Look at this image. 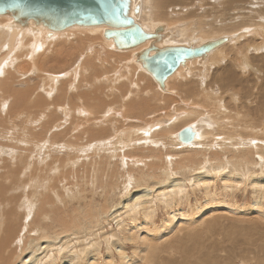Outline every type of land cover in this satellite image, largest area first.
<instances>
[{
  "label": "rangeland",
  "instance_id": "374dc122",
  "mask_svg": "<svg viewBox=\"0 0 264 264\" xmlns=\"http://www.w3.org/2000/svg\"><path fill=\"white\" fill-rule=\"evenodd\" d=\"M139 1L141 3V10L138 23L141 26H144L148 31H152L151 29L155 26L165 24L164 26L166 27V30L174 32L170 37V40L176 43H192L193 46H197L201 42L209 39L227 37L228 41L229 39H234V45L227 46V52L224 51V55L222 54L221 56L222 58L224 57L223 62H221L219 66H214L212 69L204 65L209 59L210 54L201 63H198L196 59H193L195 62H193L191 66L187 65L184 67L183 75L186 77L182 80L178 79L176 82L175 80L171 81L168 86L165 85L166 91L160 90L153 78L148 74L152 81L151 87L153 88V86H156L157 88H155V90L157 91L158 89L159 92L163 93L162 97L164 98H161V100L156 103L154 100H150L149 106H145V109L142 107L143 109H140L141 112L139 109L131 110L128 112L129 114H127L129 116L123 117L118 111L117 116L115 113L112 116L114 119L111 118L109 120V118H104V122L100 124H97V121L101 118L102 111L105 110H102V108H106L108 105H113V103H118V100L115 101L113 99L116 95L115 92L109 96V93H105V90L100 87H96V89L93 87H89V89L88 87H79V90H76V93L74 92L76 98L72 94L70 95L69 100L75 105V103H77L76 99H83L84 97L83 104L86 105H84V107L87 109H90L91 107L93 108L91 104L93 105V102L95 103L98 101L95 103L97 108L93 111L92 117L84 115L81 117L78 113L73 114L71 112V115H73L71 117L73 119L70 117L68 121L64 123L63 119L67 118H64L63 113L56 109L58 105L63 103V99L61 98L58 100L56 97L53 101V96L52 99L51 97L49 99L47 97L46 89L44 88L45 90H42L43 82L45 80V74L42 73H44V71L52 73L66 71L67 67L74 61L75 54L60 56L56 55L55 49L51 50L50 53L46 54L47 58L40 61V65L43 67L42 73H34L30 70V74L27 73L26 75H20L16 73L15 69H13L14 73L12 69H9L8 74L4 75L3 79L9 83L10 88L8 85L4 86V88L8 87V90L4 91L6 95H3L4 92L0 93L3 95H0V104L5 98H8L10 92L15 95L26 93L24 94L25 98L22 99L23 103L20 105L10 99L9 101H6L5 107L7 109L4 108V112L0 108V155H2L0 156V185L3 186L4 184L5 186L7 184V186H5V191L8 192V190H10V192L7 193L8 196L5 194L0 198L2 204L5 202L3 205L0 203L2 207L0 211L3 212L0 213L6 216V220L9 215L12 222L14 220V215L15 218L17 217V220H14L17 225H14V232L10 237V241H13L19 230H21L20 233L22 232V236L20 233L18 234L20 238L18 237L15 240L16 243L14 241L13 243L9 241L7 245H2L0 252L3 250L2 252H5V254L8 253V259H4L5 263L104 264V260L108 259V261L114 264H119L122 258L130 257L134 254L136 247L139 246L140 242L138 236L139 233L142 232L141 229L144 228L143 223H146L150 229L159 228L160 225L162 226L167 220L172 208L174 210L177 208L184 215L191 214V210H193L195 214L205 210L206 221L210 222L214 219L215 221H218V219L220 220V223L222 224L221 227L217 232L212 234L213 236L219 234L220 237L212 239L211 243L214 244L213 249L221 250V253H217L216 256L227 258L226 264H241V260H239V256L241 255L248 257L247 260H245L246 264H255V258L259 259V254H264V217L258 215V217L251 216V219L249 217L238 218L236 215L230 214L229 212H215L221 205L226 206L228 204V207L232 206L239 209L245 208L243 206H251L255 198L264 193L263 184H258L259 187L254 188L249 183V177L252 175L253 176L250 179L251 181L258 180V182H261L262 179H264V164L259 166L262 162L259 160V158L261 159L260 152L264 151V121L262 122V120H264V55H262L264 54V51L255 54L249 49L251 46H256L260 40H263L264 42V14L262 13L264 12V0H188V2H186L187 0H158V2H155L156 0ZM214 2L215 5L213 4ZM253 2L256 4L254 5ZM160 4H162V8ZM156 5L160 6V8L158 7V9H156ZM174 5H178V7H175ZM164 8H167L168 11H166L168 13L162 10ZM157 10L158 12H156ZM183 10H185V12ZM157 13H160V17ZM171 14H173L172 17L178 16L176 17L177 19L174 17L172 18ZM185 14H188V16ZM191 15H193V17ZM184 16H187V19L185 18L186 20L184 19ZM179 17L182 19H180L181 21H178ZM5 18L8 22L11 21L10 18ZM154 19H157V22ZM165 19L168 20V23ZM1 21L2 20H0V22ZM247 22L250 26L246 24ZM166 23L170 24L169 26L171 27L169 28ZM233 23L235 24V29ZM239 23H244L245 26L242 25V27H238ZM223 26H227L228 28L230 26V29L234 30L233 32L231 31L228 33L219 32L214 34L213 31H211V34L207 33L210 32L211 29L217 31L219 27L221 28ZM175 27L178 28L175 29ZM236 27L238 28V32H235L237 29ZM259 28L262 32H260V30L258 31ZM197 29L199 30L197 31ZM22 30H26L30 35L37 34V32H31L28 29ZM43 30L45 31L46 38L47 30ZM91 30L92 29L87 32H81L87 35L90 39H93V42L90 43L91 46L94 44L93 46L98 49L99 45L97 47V44L95 45V43H98L99 40H103L110 44V41H107L102 37V30L100 32ZM94 37L96 38V41ZM243 37L245 38L243 39ZM228 41L226 43H228ZM144 46L128 51H121H131V53L123 54L124 56L120 55V57L126 58L125 61L127 62L132 61L140 70L144 71L139 64L135 62V53L140 51ZM247 50V56L250 58L252 66L256 71L260 72H255L248 68L250 66L246 65L247 72L249 71V75H247L246 72L244 74L240 72V69L237 67V60L240 59L239 56ZM18 54L21 57L16 54V56L20 58L16 68L26 64L22 59L24 52H19ZM125 55H130L131 60L130 58L127 60ZM220 55L221 54L217 57ZM255 55L257 56L256 58ZM235 62L237 65H235ZM232 64L235 67H233ZM136 66H134L135 69ZM23 67L27 69L26 66ZM208 71L210 73L209 77L206 79L207 81L205 80L204 82L205 88H207L206 91L209 89H215L217 95L222 98L221 102L224 103L225 108L229 113L224 112L223 114L215 116V111L211 110L213 105H218L212 98L215 93L211 94L210 92H202V90H205L200 87H198L199 90L195 92L196 86L200 85L201 79H205L202 74L204 75V73L206 74ZM225 72L228 76H233V83L231 82L232 79L222 81V76L226 75ZM103 75H107V73ZM64 77L65 76H61L56 79V81L60 82V86H65L69 83L68 77L65 78L66 80ZM141 77H144V80L146 79L144 75ZM213 77L215 80L217 79V81H215L216 84L211 82ZM255 82L258 85H255ZM193 88L194 90H192ZM227 88H229V93L237 92L236 94H241L240 97H243L240 102H235L237 105L233 103L234 101L229 102L230 97L228 92L225 93V95L220 91V89L223 91L227 90ZM97 89L98 91H96ZM102 91H104V94H102ZM80 92L83 95L78 96L77 94H80ZM93 92H96V95H93ZM90 93L91 95H89ZM201 93L203 94L202 98L199 96L202 95ZM87 95L90 97L86 99ZM209 95H211V97ZM207 96H209V100H205L207 102L206 104L203 99ZM93 98H97L98 100H94ZM245 99H249L248 102ZM101 100L105 102H102ZM141 101L142 100L140 99L138 102ZM9 102L10 105L8 106L7 104H9ZM24 103H26V106H24ZM209 103L214 104L209 106ZM22 104L24 105L22 106ZM68 104H70L69 101ZM191 104L193 106H191ZM241 104L242 106L240 107ZM140 105L144 106V104ZM199 105H201L202 108L199 107ZM49 106L53 108L50 107L49 109ZM116 108H121V105L117 104ZM191 109L194 110V113L196 114L194 115V120L204 122L202 127L205 129L206 134L201 137V143L199 141L200 145L198 144L194 148V150L199 151L198 153L195 151L197 155H202L199 157L195 155L194 152V159H197V162L195 163L198 164V162H201V167H199L198 170L183 171L179 165L180 163L177 161H180V159L182 160L184 156L181 158L180 156L182 154H179V156L173 154L177 152V150L182 151L183 147L174 146L168 142L169 140L167 138H164L167 131H174L173 133L179 132L191 122L188 121V123L184 121V123H179L177 126L175 125L177 123L172 125L181 113ZM148 110L151 112H147ZM38 111H40V113ZM207 112H210L211 116L214 115L213 120L207 118ZM40 114L41 116L45 115V119L39 124L32 123V118L35 116L41 117ZM237 115H246L248 118L239 119ZM255 115L258 116L257 119H255ZM221 117H226V119H220ZM156 120L161 122L159 127L154 128L147 137L140 133L134 134L133 144L121 149V147L124 146V143L132 140L126 137L128 133H125L127 131L131 132V129L133 131L148 123L154 125ZM244 123H251L256 126L259 129L258 134L247 129L243 131V129L240 128V125ZM173 128L174 130H172ZM231 132H233L234 135H232ZM126 138L128 141H126ZM117 139H120V143H118L119 145H114V142L118 141ZM154 139L156 140L154 141ZM174 143H176L175 140ZM253 143L256 147V149L254 148L255 155L246 154L247 159L243 162L247 167H245L244 164H242L241 167L231 165L230 159H233L234 155H237L240 152L243 153L244 149H251ZM5 152L8 153L5 154ZM32 152L35 153L36 156ZM203 152L207 154H204ZM171 155L175 159H172ZM175 155L180 158L178 159ZM34 161H36V164ZM172 162L176 164L173 165ZM253 163H255V165ZM27 164L30 165V170H33L37 184L33 187L34 189H29V187L19 189L20 186L23 187L21 182H26L29 171L26 170L25 174L18 172L20 171V168L22 170L25 165L27 167ZM216 167H218V169ZM49 168L50 170L52 169L49 171L50 174L48 173ZM177 168L178 170H176ZM251 173L253 174L251 175ZM227 174L230 175V179H221ZM130 177H132V181L128 182V178ZM193 178L197 181L196 186H194L195 184H192L193 186L191 185V182L195 183ZM235 179H237V181H235ZM172 183H178L176 187L181 186L182 188L180 189L182 194L180 196L176 194V198L178 197L176 201L178 202L173 205V207L166 201V199L170 197H168L167 194L180 190L176 187L173 189L166 187ZM42 184H44V187ZM46 184L48 186H46ZM16 186H18V188ZM23 191L24 194L27 195L26 197L32 199V203L35 206H33V213L31 212L32 216L30 214V218L27 219L28 221L26 222L25 227L21 225V223L23 224L21 221L23 211L19 208L17 209L19 206L17 203L20 204L18 198L22 195ZM12 196H15V198L18 197L16 200H13L11 198ZM6 200L9 201V203ZM235 203L238 204V206ZM15 208L16 210H14ZM16 211L17 215L14 214ZM228 216L229 219H226ZM222 218L223 221H221ZM253 218L256 219H254L256 223L253 221ZM20 226H22L21 229ZM18 239H20V243L17 242ZM4 240L5 243L3 242ZM245 240L252 241L245 243ZM2 242L6 244V239H3ZM204 243L208 244L205 240ZM250 243H255L252 244L255 247L250 246ZM173 251H175L174 256H176L177 250L175 246ZM162 256L167 258V254H163ZM203 259H205V261L207 260L206 258ZM175 260H177V258L174 257L165 264H173V262L174 264H177L175 263Z\"/></svg>",
  "mask_w": 264,
  "mask_h": 264
},
{
  "label": "bare ground",
  "instance_id": "6f19581e",
  "mask_svg": "<svg viewBox=\"0 0 264 264\" xmlns=\"http://www.w3.org/2000/svg\"><path fill=\"white\" fill-rule=\"evenodd\" d=\"M154 1V0H153ZM202 1V0H200ZM199 1V2H200ZM204 1V0H203ZM214 1V0H213ZM218 1V0H216ZM220 1V0H219ZM241 1V0H240ZM247 1V0H246ZM155 2H158V0H156ZM188 2V0L186 1ZM212 2V1H211ZM257 2V1H256ZM161 3V2H160ZM175 3V2H174ZM219 3V2H217ZM216 3V4H217ZM233 3V2H232ZM251 3V2H250ZM154 4V3H153ZM172 4V3H171ZM215 5V2L213 3ZM254 4V2H253ZM256 4V3H255ZM254 4V5H255ZM148 5V4H147ZM159 5V4H158ZM162 4H160L161 6ZM246 5V4H245ZM157 6V5H156ZM156 6H153V7H156ZM160 6H157L156 9H158V7L160 8ZM166 6V4H165ZM175 7H178V5H174ZM173 6V7H174ZM185 6V5H183ZM204 6V5H203ZM257 6V5H256ZM146 7V6H145ZM169 7V6H168ZM219 7V6H218ZM162 8V6H161ZM233 8V7H232ZM165 9V8H164ZM162 9L163 11H166L167 8L164 10ZM172 9V8H171ZM161 10V9H160ZM251 10V9H250ZM261 10V9H260ZM264 10V9H263ZM262 10V11H263ZM155 11V10H154ZM168 11V10H167ZM166 11V12H167ZM185 12V10H183ZM181 11V12H183ZM261 11V12H262ZM158 12V10L156 11ZM180 12V13H181ZM200 12V11H199ZM162 13V12H161ZM164 13V12H163ZM168 13V12H167ZM166 13V14H167ZM171 13V12H170ZM170 13H169V17H170ZM236 13V12H235ZM264 14V12H262ZM260 13V14H262ZM159 14L158 16L160 17V13H157ZM174 14V13H173ZM171 14V17L172 15ZM190 14V13H189ZM262 14V15H263ZM176 15V14H174ZM188 16V14H185ZM195 15V14H194ZM216 15V14H215ZM249 15V14H248ZM151 16V15H150ZM157 16V18L159 19V17ZM187 16H184V19L187 17ZM193 17V15H191ZM189 16V17H191ZM197 16V15H196ZM195 16V17H196ZM241 16V15H240ZM261 16V15H259ZM257 16V17H259ZM162 17V15H161ZM167 17V15H166ZM174 17V16H173ZM172 17V18H173ZM178 17V16H176ZM174 17V18H176ZM181 17V15H180ZM178 19V21L183 17H181ZM191 17V18H192ZM244 17V16H243ZM165 18V17H164ZM190 18V19H191ZM230 18V17H229ZM238 18V17H236ZM261 18V17H259ZM263 18V16H262ZM147 19V18H146ZM150 19V18H149ZM163 19V18H162ZM169 19V18H168ZM177 19V18H176ZM181 19V20H182ZM187 19V18H186ZM185 19V20H186ZM189 19V18H188ZM210 19V18H209ZM0 20H2L0 22V93L8 90V87H9V83L3 79V76L8 74L9 72V69H15L16 73L17 74H30V70H32L34 73H37V72H43V67L42 65H40V61L42 59H46L47 58V55L48 53L51 52V50H56L55 53L56 55H62V56H66V55H72V54H75V59L74 61L72 62V64L70 66L67 67L66 71H62V72H58V73H52V72H49V71H44V73L42 74H45V80H44V84L42 86V90L45 88L46 89V93H47V97L50 99H52V96H53V101H54V98H58V100H60L61 98L63 99V103L61 105H58L56 107V109H58L59 111H61V113H63L64 115V118H67V119H63V122L66 123V121H68V119L73 116L71 115V112L73 114H76L78 113V115H80L82 117V115L84 116H87V117H92L93 116V111L97 108L95 103L97 102H93V105L91 104V106H93V108L91 107L90 109H87L86 107H84L85 104H83L84 102V97L83 99L81 98H78L76 99L77 103H75V105L73 104V102L70 99V95H74V92L76 93V90H79V87H82V88H85V87H93L96 89V87H100L101 89H104L105 90V93H109L108 95H112L114 92L116 93V95L113 97V99L116 101L118 100V103L117 104H120L121 105V108H116V105L117 104H114L113 105H106L107 107L106 108H102L105 109L104 111H102L101 113V118L97 121V124H100L102 122H104V118H109V120L112 118L114 119L112 116L114 115V113L116 114V116L118 115V111L124 116H129L127 114H129L128 112L131 111V110H135V109H139V111L141 112V108L144 107L145 109V106H149V102L150 100L151 101H155L156 102H159V100H161V98L163 99L164 97L163 96V93L159 92L158 89L157 91L155 90V88H157L156 86H153V88L151 87V77L145 72V71H142L140 70L132 61H125L126 58H122L120 57V55H123V54H128V53H131V51L129 52H119L117 50H113L111 48V43H106L105 41L103 40H99V44L98 43H95V45L97 44V47L98 49H96L95 46H91L90 43H92L93 39H90L87 35L81 33L83 31L87 32L89 31L90 29H92L93 31H98L100 32L102 30V28H77V27H74V28H70V29H66L65 31H63L62 33H58V32H55L51 35L50 39H46L45 38V31L43 30L44 28H39L37 32V34H34V35H30L26 30H19L17 28H12L9 24L10 22H8V20L4 17V16H0ZM155 20V19H154ZM157 20V19H156ZM155 20V21H156ZM166 22L168 23V20L165 19ZM170 20V19H169ZM180 20V21H181ZM234 20V19H233ZM254 20H257V19H254ZM264 20V19H263ZM7 21V22H5ZM160 21H161V18H160ZM176 21V20H175ZM174 21V22H175ZM224 21V20H223ZM230 21V19H229ZM228 21V22H229ZM260 21V20H258ZM157 22V21H156ZM233 22V21H232ZM166 23V24H167ZM202 23V22H201ZM257 23V22H256ZM264 23V22H263ZM152 24V23H151ZM156 24V23H155ZM206 24V23H205ZM238 24V23H237ZM236 24V25H237ZM246 24L249 25V23L247 22ZM165 25V24H164ZM168 26L170 24H167ZM175 25V24H174ZM178 25V24H177ZM195 25V24H194ZM231 25V24H230ZM235 24L233 23V26ZM242 25H244V23L238 25L242 27ZM247 25V26H248ZM148 26V25H147ZM167 26V27H168ZM176 26V25H175ZM185 26V25H184ZM183 26V28H184ZM193 26V25H192ZM245 26V25H244ZM246 26V27H247ZM250 26V25H249ZM254 26V24H253ZM260 26V25H259ZM171 26H169L170 28ZM179 27V26H178ZM178 27H175L178 28ZM232 27V25H231ZM255 27H256V24H255ZM254 27V28H255ZM263 27V26H262ZM150 28V27H149ZM182 28V27H181ZM180 28V29H181ZM191 28V27H190ZM199 28V27H198ZM237 28V27H236ZM245 28V27H244ZM251 28V27H250ZM253 28V29H254ZM234 29H235V26H234ZM233 29V30H234ZM46 30V29H45ZM91 30V31H92ZM152 30V29H151ZM178 30V29H177ZM199 29H197L198 31ZM202 30V29H201ZM233 30L230 29V26L229 28L227 26H223V27H219V29L217 31H214V29H211L210 32H207L209 34H211V31H213L214 34H217L219 32H233ZM240 30V28H239ZM260 30V28L258 29V31ZM74 32H80V33H74ZM179 32V31H178ZM181 32V31H180ZM235 32H238V28L235 30ZM234 32V33H235ZM260 32H262L260 30ZM89 33V32H88ZM93 33V32H92ZM206 33V34H207ZM243 33V32H242ZM252 34V32H251ZM94 35V34H93ZM231 35V34H230ZM238 35V34H237ZM180 36V35H179ZM229 36V35H228ZM75 37V38H74ZM96 37V36H95ZM94 37L95 41H96V38ZM209 37V36H208ZM252 37V36H251ZM207 38V37H206ZM219 38V37H217ZM238 38V37H237ZM245 37H243L244 39ZM100 39V38H99ZM209 39V38H208ZM216 39V38H214ZM236 39V38H235ZM240 39V38H239ZM209 40H212V39H209ZM234 40V39H233ZM232 39H229L228 43L218 47L217 49H215L214 51L210 52L208 55H209V59L205 62V66H208V68L212 69L214 66H219V64L221 62H223V59L224 57L222 58V54L226 51L227 49V46H230V45H234V41ZM204 42V41H203ZM202 43V42H201ZM200 43V44H201ZM198 44V43H197ZM199 45V44H198ZM237 46V45H236ZM236 48V47H235ZM248 48V47H246ZM229 49V48H228ZM249 49H251L255 54L259 53L260 51H264V42L263 40H260L259 43L256 45V46H251L249 47ZM250 50V51H251ZM19 52H24L23 56H22V59L23 61H25V65L23 66H26L27 69H25L23 66L21 67H17L16 68V65L17 63L20 61L19 57H21L18 53ZM252 52V53H253ZM19 55V57L16 56ZM219 54H221L219 57H217ZM238 54V53H237ZM248 54V50L246 52H243L241 53V55L239 56L240 59L237 60V64L235 62V65H237V67L240 69V72H242L243 74L246 72L247 75H249V71L247 72V69H246V65L247 66H250L248 67L249 69H252L254 70L255 72H260V71H256L255 68L252 66V63L250 61V58L247 56ZM224 55V54H223ZM230 55V54H229ZM264 55V54H262ZM124 56V55H123ZM226 56V55H225ZM253 56V55H252ZM125 57H127V60H129L130 58V55L127 56L125 55ZM208 57V56H207ZM230 57V56H229ZM232 57V56H231ZM254 57V56H253ZM257 56L255 55V58ZM69 58V57H68ZM228 58V57H227ZM50 60V59H49ZM131 60V58H130ZM195 62L194 60H190V61H186L184 65L182 66H179L177 68V70L166 80V86L170 85L169 83L171 81H174L176 82V80H182L184 79L186 76L183 75V70H184V67L189 65L191 66V64ZM234 62V61H233ZM22 63V62H21ZM20 63V64H21ZM68 63V62H66ZM18 64V65H20ZM223 64V63H222ZM234 64V63H233ZM232 64V65H233ZM22 65V64H21ZM136 66V69L135 67ZM227 66V65H226ZM233 67H235L233 65ZM204 68V67H203ZM254 68V69H253ZM228 70V69H227ZM233 70V69H232ZM104 71V72H102ZM230 71V70H228ZM64 72V73H63ZM204 72V71H203ZM14 73V71H13ZM40 73V74H41ZM61 73V74H60ZM63 73V74H62ZM107 73V75H103ZM198 73V72H197ZM233 73V72H232ZM16 74V75H17ZM86 74V75H85ZM143 74L146 79L144 80L143 78L144 77H141ZM192 74V73H191ZM209 71L208 73H204V75L202 74V76H204V80L201 79L200 81V85L199 86H196V91L197 92L199 90L198 87H200L201 89H204L205 91L202 90V92H210L211 94H214L212 96L214 102H217L218 105H213L212 103H209V106L213 105V108L211 110H214L215 111V116L219 115V114H223L224 112H228V110L225 108V105L223 102H221L222 98L220 96L217 95V92L215 91V89H209L206 91L207 88H205V85H204V82L206 79H208L209 77ZM226 74V72H225ZM245 74V75H246ZM227 75V74H226ZM222 76V73H221V76L223 78L222 81H227L228 79H232L231 82L233 83L234 82V78L233 76L231 75H227V76ZM233 75V74H232ZM9 76V75H8ZM18 76V75H17ZM62 76H65V78L68 77L69 79V83L66 84L65 86L61 85L60 86V82L56 81L57 78H60ZM188 76V75H187ZM193 76V75H192ZM191 76V77H192ZM14 77V75H13ZM256 77V76H255ZM24 78V77H23ZM150 78V79H149ZM211 78V77H210ZM148 79V80H147ZM66 80V79H65ZM258 80V78H257ZM150 81V82H149ZM207 81V80H206ZM217 79L215 80V78L213 77L211 79V82L215 83ZM256 81V80H255ZM7 82V83H6ZM64 82V81H63ZM195 82V81H194ZM199 82V81H198ZM209 82V81H208ZM230 82V81H228ZM5 83V84H3ZM154 83V82H153ZM223 83V82H222ZM65 84V83H64ZM210 84V83H209ZM5 85H8L7 88H4ZM13 85V84H12ZM213 85V84H212ZM255 85H258L256 82H255ZM170 87V86H169ZM10 88V87H9ZM99 88V90H100ZM192 88V87H191ZM16 89V88H14ZM44 89V90H45ZM87 89V88H86ZM229 88H227V90H221L220 91L222 92V94H225V93H229L228 91ZM255 89V88H254ZM23 90V89H22ZM82 90V89H81ZM190 90V88H189ZM194 90V88L192 89ZM27 91V90H26ZM84 91V90H83ZM90 91V90H89ZM98 91V89L96 90ZM188 91V90H187ZM233 91V90H232ZM28 92V91H27ZM43 92V91H42ZM82 92V91H81ZM77 94L78 96L80 95H83V94ZM101 92V90H100ZM104 94V91H102ZM191 92V91H190ZM5 93V92H4ZM3 95H6V93ZM26 93V92H25ZM24 93V94H25ZM85 93V92H83ZM94 94L93 95H96V92H93ZM237 93V92H236ZM235 92H230L229 93V102L231 101H234L233 103H237V101H241L242 98L240 97V95L236 94ZM22 94V95H15L14 93L10 92L8 94V98L6 99H2V103L0 104V108L3 110L4 112V108H6V101L8 100H13L15 101V103L17 104H21L23 103L22 102V99L25 98V95ZM44 94V93H43ZM202 94V93H201ZM221 94V95H222ZM2 95V94H0ZM2 95V96H3ZM76 95V94H75ZM74 95V97L76 98V96ZM91 95V93L89 94ZM107 95V94H106ZM107 95V96H108ZM205 95V94H204ZM226 95V94H225ZM150 96H151V99H150ZM203 96L202 95H199ZM211 97V95H209ZM209 96L205 97L203 99L204 102L208 101L209 100ZM46 97V96H45ZM46 97V98H47ZM90 97L87 95L86 99ZM172 97V96H171ZM198 97V96H197ZM72 98V97H71ZM104 98V97H103ZM137 98V99H135ZM94 100L97 99V98H93ZM91 99V100H93ZM142 100L141 102H138L139 100ZM27 100V99H25ZM24 100V101H25ZM48 100V99H47ZM90 100V101H91ZM93 100V101H94ZM98 100V99H97ZM188 100V99H187ZM206 100V101H205ZM248 100L249 99H245ZM1 101V100H0ZM36 101V100H35ZM38 101V100H37ZM68 101L70 102V104H68ZM102 101V100H101ZM107 101V100H106ZM86 102V101H85ZM102 102H105V101H102ZM29 103V102H28ZM27 103V104H28ZM90 103V102H89ZM101 103V102H100ZM180 103V102H179ZM235 103V104H236ZM250 103V102H249ZM25 104V105H24ZM22 104V106H26V103ZM36 104V102H35ZM140 104H144V106L140 105ZM161 104V103H160ZM207 104V102H206ZM8 106L10 105V102L9 104H7ZM30 105V104H29ZM69 105H70V108H69ZM163 105V104H162ZM237 105V104H236ZM245 105V104H244ZM14 106V105H13ZM28 106V105H27ZM34 106V105H33ZM86 106V105H85ZM166 106V105H165ZM191 106H193L191 104ZM206 106V105H205ZM242 106V104L240 105V107ZM15 107V106H14ZM51 106H49V109H50ZM84 107V108H83ZM163 107V106H162ZM199 107H201V105H199ZM207 107V106H206ZM9 108V107H8ZM53 108V107H51ZM147 108V107H146ZM155 108V107H154ZM202 108V107H201ZM7 109V108H6ZM143 109V108H142ZM161 109V108H160ZM218 109V110H217ZM255 109V108H254ZM48 110V109H47ZM153 110V108H152ZM158 110V109H157ZM198 111V110H197ZM202 111V110H200ZM241 111V110H240ZM246 111V110H245ZM258 111V110H257ZM256 111V113H257ZM8 112V111H7ZM12 112V111H11ZM40 113V111H38ZM133 112V111H132ZM149 112V110L147 111ZM151 112V111H150ZM149 112V113H150ZM211 112V111H210ZM210 112H207V118L210 119V120H213V116H211ZM2 113V112H1ZM9 113V112H8ZM37 113V114H39ZM42 113V112H41ZM44 113V112H43ZM60 113V112H59ZM45 114V113H44ZM120 114V115H121ZM135 114V112H134ZM143 114V113H142ZM147 114V113H146ZM245 114V112H244ZM6 115V114H5ZM140 115V114H138ZM196 115L194 113V110H188V111H184L183 113H181L179 115V117L172 123V125L175 124L176 126L179 124V123H184V121L188 122L189 124L186 126H192L193 127V130L196 132V138L194 139L193 142L189 143V144H182L180 143L178 140H177V133L178 132H171V131H167L166 134H165V138L164 139H168L171 144H173L174 146H178V147H183V150H177V152L173 153V154H176L179 156V154H182L180 157L182 158V156H184V158L180 161H177L179 162L178 164L180 165L181 169L184 171V170H198L199 167H201V162H197V159L195 158L194 159V152L196 151L197 153L199 151L197 150H194L195 146L199 144V141L201 139L202 136H204L206 134V131L205 129L202 127L204 122L202 123L201 121H195V116ZM227 115V114H226ZM2 116V115H1ZM41 116V114H40ZM45 115L39 117V116H35L34 118H32V123H41L43 121V119H45L44 117ZM115 116V117H116ZM238 118H245L247 119L248 117L245 115V116H240V115H237ZM44 117V118H43ZM61 117V116H60ZM255 119L258 118L257 115H255ZM72 118V117H71ZM204 118V117H203ZM205 118V119H207ZM232 118V117H231ZM229 118V119H231ZM235 118V117H234ZM73 119V118H72ZM88 119V118H87ZM117 119V118H116ZM119 119V118H118ZM187 119V120H186ZM202 119V117H201ZM220 119H226V117H221ZM97 120V119H96ZM127 120V119H126ZM215 121V120H214ZM219 121V120H218ZM264 120H262L263 122ZM112 122V121H111ZM154 122V121H153ZM221 122V121H220ZM116 123V122H115ZM113 123V124H115ZM160 121L156 120L155 124L154 125H151L150 123L148 124H145L143 125L141 128H138V129H135L132 131L131 129V132L127 131L125 134H127L126 137H128V139H132L130 141L127 140L126 138V141H128L127 143H124L121 147V149H124L128 146H130V144L132 145L133 142H134V138H133V135L134 134H137V133H140L141 135H144L145 137H147L152 130H154V128L156 127H159L160 125ZM163 123V122H162ZM68 124V123H67ZM96 124V125H97ZM215 124V123H214ZM105 125V124H104ZM171 125V126H172ZM66 126V125H65ZM71 126V125H70ZM112 126V124H111ZM110 126V127H111ZM221 126V125H220ZM88 127V126H87ZM104 127V126H103ZM114 127V126H113ZM215 127V126H214ZM69 128V127H68ZM170 128V127H169ZM172 128V127H171ZM207 128V127H205ZM240 128L243 129V131L245 129L251 131V132H256V134H258V128L256 126H254L253 124L251 123H244V124H241L240 125ZM1 129V128H0ZM5 129V128H4ZM12 129V128H11ZM72 129V128H71ZM106 129V128H105ZM116 129V128H115ZM21 130V129H20ZM160 130V129H158ZM166 130V129H165ZM171 130V129H170ZM174 130V128L172 129ZM209 130V129H208ZM12 131V130H11ZM92 131V130H91ZM116 131V130H115ZM263 131V130H262ZM117 132V131H116ZM8 133V132H7ZM12 133V132H11ZM154 133V132H153ZM152 133V134H153ZM163 133V132H162ZM4 134V133H3ZM213 134V132H212ZM232 135L233 132H231ZM255 134V133H254ZM49 135V134H48ZM120 135V133H119ZM51 136V135H50ZM122 136V135H121ZM164 136V135H163ZM237 136V135H235ZM212 137V136H211ZM4 138V137H2ZM25 139V138H24ZM207 139V138H206ZM26 140V139H25ZM118 141L114 142V145H117L118 143H120V139H117ZM156 139H154L155 141ZM174 140L176 143H174ZM196 140V141H195ZM202 140V139H201ZM204 140V139H203ZM31 141V140H30ZM109 141V140H108ZM125 141V139H124ZM158 141V140H157ZM212 141V140H211ZM237 141V140H236ZM27 142V141H26ZM110 142V141H109ZM210 142V141H209ZM23 143V142H22ZM29 143V142H28ZM122 143V142H121ZM180 143V144H179ZM201 143V141H200ZM212 143V142H211ZM107 144V143H106ZM210 144V143H209ZM207 144V145H209ZM249 144V143H248ZM97 145V144H96ZM101 145V144H100ZM108 145V144H107ZM119 145V144H118ZM200 145V144H199ZM253 146H251V149H247V150H243V153L240 152L238 153L237 155H234V158L230 159V163L231 165L233 166H242V164H244L245 167L246 164L243 163L245 161V159H247L246 157V154H251V155H255L254 153V148L256 149V147L254 146V143L252 144ZM45 146V144H44ZM211 146V145H210ZM250 146V145H249ZM96 147V146H95ZM109 147V146H108ZM114 147V146H113ZM3 148V147H2ZM11 148V147H10ZM35 148V146H34ZM44 148V147H42ZM64 148V147H63ZM247 148V147H246ZM36 149H39V148H36ZM96 149V148H95ZM100 149V148H99ZM118 149V148H116ZM115 149V150H116ZM14 150V149H13ZM42 150V149H41ZM40 150V151H41ZM55 150V149H54ZM68 150V149H67ZM91 150V149H90ZM120 150V149H119ZM22 151V150H21ZM37 151V150H36ZM205 151V150H204ZM1 152H2V149H1ZM54 152V151H53ZM56 152V151H55ZM69 152V151H68ZM96 152V151H95ZM192 152V153H191ZM195 152V155H197V153ZM202 152V151H201ZM8 153V152H5V154ZM10 153V151H9ZM16 153V152H15ZM33 153V152H32ZM37 153V152H36ZM81 153V152H80ZM204 153V152H203ZM1 154V153H0ZM4 154V153H3ZM13 154V153H12ZM11 154V155H12ZM35 154V153H33ZM172 154V155H173ZM204 154H207V153H204ZM8 155V154H7ZM10 155V156H11ZM37 155L39 156V154L37 153ZM171 155V158L173 159L174 157H172ZM175 155V156H176ZM260 155H261V159L259 158L261 162V164H259V166H262L264 164V151H261L260 152ZM2 156V155H0ZM9 156V155H8ZM36 156V154H35ZM37 156V157H38ZM44 156V155H43ZM50 156V155H49ZM77 156V155H76ZM199 156V155H197ZM202 156V155H201ZM199 156V157H201ZM218 156V155H217ZM36 157V158H37ZM170 157V156H169ZM177 157V156H176ZM179 157V158H180ZM10 158V157H9ZM47 158V157H46ZM178 158V157H177ZM176 158V159H177ZM178 158V159H179ZM35 159V158H34ZM134 159V158H133ZM171 159V160H172ZM175 159V158H174ZM216 159V158H215ZM13 160V159H12ZM11 160V162H12ZM41 160V159H40ZM132 160V159H131ZM167 160V159H166ZM200 160V159H199ZM31 161V160H30ZM123 161V160H122ZM134 161V160H133ZM170 161V160H169ZM168 161V162H169ZM191 161V162H189ZM201 161V160H200ZM32 162V161H31ZM42 162V161H41ZM66 162V161H65ZM69 162V161H68ZM174 162V160H173ZM172 162V163H173ZM218 162V161H217ZM34 163L36 164V161H34ZM12 164V163H11ZM171 164V163H170ZM176 164V163H175ZM173 163V165H175ZM255 165V163H253ZM167 165V164H165ZM164 165V166H165ZM169 165V164H168ZM253 165V166H254ZM38 166V165H37ZM178 166V165H177ZM217 166V165H216ZM10 167V166H9ZM12 167V166H11ZM174 167V166H173ZM213 167V166H212ZM215 167V165H214ZM222 167V166H221ZM52 168V167H51ZM55 168V167H54ZM167 168V167H166ZM218 169V167H216ZM261 168V167H260ZM180 169V170H181ZM212 169V168H211ZM29 171V174H28V177H27V180L26 182H21V185L23 184V187H19V189H24L25 187L29 189H34L33 187L37 184V182L35 181L36 177L34 176V173H33V170H30V165L27 164V167L25 165V167L21 170L20 168V171L18 173H22V174H25V171ZM52 170V169H51ZM50 168L48 170V173L49 171H51ZM55 170V169H54ZM178 170V168L176 169ZM179 170V171H180ZM261 171V170H260ZM50 174V173H49ZM253 173H251L252 175ZM48 175V174H47ZM129 175V174H127ZM216 175V174H215ZM253 176V175H252ZM252 176L249 177V183L251 186H253L254 188H258L259 185L258 184H263L264 186V179H262L261 182H258V180H253L251 181L250 179L252 178ZM20 177V176H18ZM8 178V177H7ZM48 178V177H47ZM194 179V182L195 183H192L191 182V185L192 184H195L194 186H196V183L197 181ZM221 179H230V175H225L224 177H222ZM23 181V180H22ZM129 181H132V177L128 178V182ZM174 181V180H173ZM193 181V180H192ZM223 181V180H221ZM235 181H237V179H235ZM47 182V181H46ZM175 182V181H174ZM7 183V182H6ZM20 183V182H19ZM41 183V182H40ZM43 183V182H42ZM179 183V182H178ZM178 183H175V184H170L168 186H166L167 188L169 189H173L175 188ZM240 183V182H239ZM18 184V183H17ZM39 184V183H38ZM45 184V182H44ZM42 184V186L44 185ZM162 184V182H161ZM169 184V183H168ZM19 185V184H18ZM163 185V184H162ZM238 185V184H236ZM7 186V184L5 185ZM4 184L3 186L0 185V198L3 197L2 195H7L8 192H10V190H8V192H6V188H5ZM46 186H48L46 184ZM193 186V185H192ZM18 188V186H16ZM15 187V188H16ZM44 187V186H43ZM163 187V186H162ZM16 188V189H17ZM176 188H181V186H178ZM124 189V188H123ZM13 190V189H12ZM11 190V191H12ZM43 190V189H42ZM162 190V189H160ZM258 190V189H256ZM255 191V190H254ZM72 192V191H71ZM70 192V193H71ZM122 192V191H121ZM162 192V191H161ZM264 192V191H263ZM256 193V192H255ZM258 193V192H257ZM261 193V192H260ZM10 194V193H9ZM166 194V193H165ZM180 196L182 194L181 190L180 191H176V192H172L170 194H167L169 198L166 199V201L168 202L169 205H171L173 207V205L177 204L178 201H176V196L177 195ZM264 194V193H263ZM261 194V195H258L257 198H255L254 202L251 204V206H243L245 208L243 209H239V208H236V207H228V204L225 206V205H221L219 206V208H217L218 210H216L215 212H221V211H225V212H229L230 214H234L236 215L238 218L240 217H251V216H257L260 215L261 217H264V212H263V199H264V195ZM12 195V194H10ZM257 195V194H256ZM8 196V195H7ZM27 195L24 194V191L22 192V195L19 196L18 200L20 201L17 205H19L17 207V209H21L23 211V215H22V220L21 221L23 222V224L21 223V225H23V227H25V224L26 222L28 221L27 219L30 218V214L31 212L33 213L32 209L33 208V201L32 199H29L28 197H26ZM253 196V195H252ZM6 197V196H5ZM18 197V196H17ZM16 197V198H17ZM22 197V199H21ZM165 197V196H164ZM207 197V195H206ZM255 197V196H254ZM13 200H16L15 196L11 197ZM210 198V197H209ZM213 198V197H212ZM253 198V197H252ZM11 199V200H12ZM208 199V198H207ZM213 200V199H212ZM211 200V202H212ZM7 201V200H6ZM172 201V202H170ZM216 201V200H215ZM214 201V203H215ZM253 201V200H252ZM9 203V201H7ZM1 205L2 202H0ZM200 203V202H199ZM222 203V202H220ZM7 204V203H6ZM35 204V203H34ZM236 204V203H235ZM0 205V209L2 208ZM203 205V204H202ZM218 205V204H216ZM220 205V204H219ZM230 205V204H229ZM238 206V204H236ZM7 206V205H5ZM4 206V207H5ZM137 206V205H136ZM240 206V205H239ZM3 207V208H4ZM9 207V206H8ZM35 207V206H34ZM171 207V208H172ZM214 207V206H213ZM212 207V208H213ZM241 207V206H240ZM198 208V207H196ZM191 209V208H190ZM208 209V208H207ZM206 209V210H207ZM210 209V208H209ZM16 210V208L14 209ZM133 210V209H132ZM197 210V209H196ZM171 212L169 213V216L167 218V220L162 224V226L160 225L159 228H156V229H150L146 223H143V226L144 228L141 229L142 232L139 233V236H138V239H139V246L136 247V250L134 251V254H132L130 257H124L121 259L120 263L119 264H165L167 262H169L171 259H173L174 257L177 258V260H175V263L177 264H226V260L227 258H223L222 256L218 257L216 256L217 253H219L221 250H216V249H213L214 248V244L211 243L212 239H216V238H219L220 235L217 234L215 236H213L212 234L214 232H217L219 230V228L221 227V223H220V220L218 219V221H215L212 220L210 222L206 221V215L204 213V211H200L198 212L197 214L194 213L193 210H191V214H187V215H184L183 213H181L180 210H178L176 208V210H174L172 208V210H170ZM1 212V211H0ZM147 212V211H146ZM149 212V211H148ZM186 212V211H185ZM184 212V213H185ZM190 212V210H189ZM3 213V212H1ZM0 213V214H1ZM17 211L14 213L16 214ZM208 213V212H207ZM11 214V213H10ZM145 214V213H144ZM17 215V214H16ZM149 215V214H148ZM220 215V214H219ZM217 215V216H219ZM233 215V216H234ZM12 216V215H11ZM32 216V214H31ZM209 216V215H208ZM216 216V215H215ZM222 216V215H220ZM232 216V215H231ZM6 216H4L3 214L0 215V250L2 249V245H7L10 241V237L12 235V233L14 232V225L16 224L14 222V220L17 218H15V215H14V220L13 222L11 221V217H9L8 215V219L6 220L5 218ZM24 217V218H23ZM211 217V216H210ZM235 217V216H234ZM215 218V217H214ZM220 218V217H218ZM241 218V219H242ZM226 219H229V216L228 218ZM247 219V218H246ZM251 219V218H250ZM255 218H253V221L256 223V219L254 220ZM259 219V218H258ZM261 219V218H260ZM17 220V219H16ZM15 220V221H16ZM223 221V218L222 220ZM247 221V220H246ZM147 222V221H146ZM14 223V224H13ZM250 223V222H248ZM260 223V221H259ZM148 224V222H147ZM239 224H244V223H239ZM17 225V224H16ZM138 225V224H137ZM141 225V224H140ZM150 225V224H149ZM151 226V225H150ZM16 227V226H15ZM22 226H20V229H21ZM78 228V227H77ZM72 229V228H71ZM21 230H19V232H17V235L16 237H14L13 241L15 242V240L19 237V233H20ZM23 231V229H22ZM140 231V230H139ZM22 233V232H21ZM20 233V234H21ZM3 236V237H2ZM22 236V234H21ZM20 238V237H19ZM3 239H6V244L5 243V240L2 242ZM20 239H18V243H20L19 241ZM204 240L208 242V244H205L204 243ZM244 240V238H243ZM13 241H10L13 243ZM249 241H252V240H245V243L246 242H249ZM16 243V242H15ZM11 244V243H10ZM9 244V245H10ZM251 244V243H250ZM249 244V245H250ZM252 244H255V243H252ZM250 245V246H254V245ZM174 246L176 247V250H177V255L174 256V253L175 251H173V248ZM5 247V246H4ZM3 247V249H4ZM18 247V246H17ZM255 247V246H254ZM16 248V246H15ZM252 248V247H251ZM6 249V248H5ZM241 249V248H240ZM253 249V248H252ZM7 250V249H6ZM247 250V248H246ZM249 250V249H248ZM3 251V250H2ZM0 252V264H7L5 263V260L4 259H8V253L5 254V252ZM5 251V250H4ZM9 252V251H8ZM255 252V251H254ZM10 253V252H9ZM221 253V252H220ZM163 254H167V258H165L164 256H162ZM221 255V254H220ZM172 256V257H171ZM210 256V257H209ZM258 256V255H257ZM260 258H255V264H264V254H259ZM258 256V257H259ZM209 257V258H208ZM256 257V255H255ZM12 258V257H11ZM203 258H208L206 261L205 259ZM239 260H241V264H246V261L247 260V256L245 257L244 255H241L239 256ZM90 261V260H89ZM105 263L104 264H114L110 261L107 260H104ZM193 262V263H192ZM174 264V262H173ZM252 264V263H250Z\"/></svg>",
  "mask_w": 264,
  "mask_h": 264
},
{
  "label": "water",
  "instance_id": "95a60500",
  "mask_svg": "<svg viewBox=\"0 0 264 264\" xmlns=\"http://www.w3.org/2000/svg\"><path fill=\"white\" fill-rule=\"evenodd\" d=\"M139 0H0V16L11 19L10 26L47 30L49 39L55 32L70 28H102V37L111 48L135 53V62L149 74L159 89L166 91V80L186 61L203 62L208 54L228 41L227 37L206 40L197 46L170 40L174 32L164 25L148 31L138 23ZM196 138L192 126L177 133V140L189 144Z\"/></svg>",
  "mask_w": 264,
  "mask_h": 264
}]
</instances>
